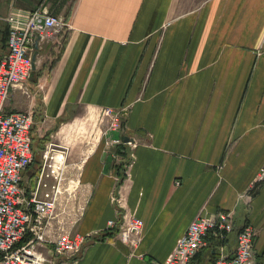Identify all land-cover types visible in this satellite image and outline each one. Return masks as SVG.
<instances>
[{"label": "crops", "instance_id": "1", "mask_svg": "<svg viewBox=\"0 0 264 264\" xmlns=\"http://www.w3.org/2000/svg\"><path fill=\"white\" fill-rule=\"evenodd\" d=\"M36 9L70 25L35 50L29 95L12 89L6 104L33 112L35 147L48 140L35 148L40 164L83 116L122 112L120 129H100L69 170L83 199L74 233L85 240L57 264L164 262L194 220L219 213L235 230L223 241L210 232L190 264H214L221 248L233 256L249 225L264 258V183L251 192L264 166V0H0V60L4 19ZM125 213L144 222L135 248L108 229Z\"/></svg>", "mask_w": 264, "mask_h": 264}, {"label": "built area", "instance_id": "2", "mask_svg": "<svg viewBox=\"0 0 264 264\" xmlns=\"http://www.w3.org/2000/svg\"><path fill=\"white\" fill-rule=\"evenodd\" d=\"M4 20L9 26V40L7 53L0 60V264H57L60 257L80 253L85 240L74 233L78 221L56 222L62 196L75 192L80 180L68 177L63 147L61 159L58 155L49 158L46 151L38 168L30 171L34 160L33 112H7L6 104L12 89L29 95L25 84L33 68L35 50L70 25L42 9L27 16L9 15ZM101 116V121L110 122L109 129H120L121 111L106 108ZM113 143L119 144L120 140ZM262 183L264 166L251 192L257 191ZM113 201L119 208L124 206L120 196H114ZM117 226L124 243L133 248L140 243L144 227L141 219L125 213L119 220L108 223V229ZM234 230L230 213L199 217L190 224L171 255L155 264H190L210 232L223 241ZM257 236V229L250 225L238 230L233 256L227 257L221 248L214 264H264V258L254 254Z\"/></svg>", "mask_w": 264, "mask_h": 264}, {"label": "rangeland", "instance_id": "3", "mask_svg": "<svg viewBox=\"0 0 264 264\" xmlns=\"http://www.w3.org/2000/svg\"><path fill=\"white\" fill-rule=\"evenodd\" d=\"M194 4L190 3L189 6L192 7ZM102 116H91L85 115L80 120L76 121L73 126H68L65 130V140L53 141L56 147H51L47 145L46 151L49 153V158L56 157L60 155L62 147L66 149L65 157H67V165L69 166L68 172H72L74 176L78 170V166L81 161L86 157L91 144L96 139L100 132V129L110 127V122H104L101 126L100 122ZM61 141V142H60ZM40 161H38V165ZM70 173L68 177H72ZM83 210V199L75 192L68 195L65 193L62 196L59 209L57 211L58 217L56 222H77Z\"/></svg>", "mask_w": 264, "mask_h": 264}, {"label": "trees", "instance_id": "4", "mask_svg": "<svg viewBox=\"0 0 264 264\" xmlns=\"http://www.w3.org/2000/svg\"><path fill=\"white\" fill-rule=\"evenodd\" d=\"M9 33V31H8ZM8 39H9V35L7 37V47H8ZM34 127V125H33ZM33 129V128H32ZM48 140L45 138V139H42V140H39L36 144L37 147H35V144L33 143V139H32V149L34 151V160H33V163L30 167V169L34 166H36V164H38V161H40V155L38 154L39 152L37 150H35V148H39L41 151L45 149V144Z\"/></svg>", "mask_w": 264, "mask_h": 264}, {"label": "bare ground", "instance_id": "5", "mask_svg": "<svg viewBox=\"0 0 264 264\" xmlns=\"http://www.w3.org/2000/svg\"><path fill=\"white\" fill-rule=\"evenodd\" d=\"M62 157H61V155H58V159H61Z\"/></svg>", "mask_w": 264, "mask_h": 264}]
</instances>
